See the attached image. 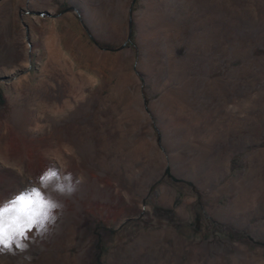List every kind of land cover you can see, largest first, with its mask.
Instances as JSON below:
<instances>
[{
	"label": "rangeland",
	"instance_id": "1",
	"mask_svg": "<svg viewBox=\"0 0 264 264\" xmlns=\"http://www.w3.org/2000/svg\"><path fill=\"white\" fill-rule=\"evenodd\" d=\"M35 87L44 105L84 95L79 150L44 164L28 148L11 191L0 176V264H264V0H0L8 158L21 129L48 139L58 124L47 106L8 110ZM49 164L118 196L122 216L72 193L18 234L29 204L11 202L43 193Z\"/></svg>",
	"mask_w": 264,
	"mask_h": 264
},
{
	"label": "bare ground",
	"instance_id": "2",
	"mask_svg": "<svg viewBox=\"0 0 264 264\" xmlns=\"http://www.w3.org/2000/svg\"><path fill=\"white\" fill-rule=\"evenodd\" d=\"M52 63H55L54 60H51L49 62V64L51 65ZM126 94L129 95V93ZM39 95L40 94L38 92V87L31 88V90H29L28 92H18L11 104V107L8 108V110H10L11 112L15 111L18 112V114L21 113L25 117L32 118L36 116L35 109L37 110L38 108L39 110L41 109V107L47 106L46 108L49 109L52 120L54 122H57L58 124L56 123L57 125H55L54 123V133L48 139H38L33 137L31 128H29L31 131L28 129H21L18 134L19 145L17 147L16 153L12 158H8L7 156H5L4 153L6 149L4 145L0 142V154L2 155V161L0 165V176L3 177V179L6 181L7 189L9 191H11L17 184L19 174L15 172V167L25 161L26 149L29 148L31 152L36 153L38 156L43 158L44 164L47 163L44 158L51 153L58 154L60 156L61 161L63 160V162L73 161L76 155H74L73 152L71 153V151L74 148L79 150L78 145L75 144L77 141V133L79 132L77 115L79 112L80 104L84 99V95L81 94V92L75 91L74 89H71V91L64 90L60 93H55L51 95V101L46 105L42 104ZM135 96V98H137L136 93ZM36 112L39 113L40 111ZM41 114H38L37 117L41 116ZM37 122H39V120H37ZM51 139L55 141V145L50 143ZM43 166L44 170L48 169V174H54L50 175L51 178H48L50 179V183L46 187L45 191L43 193H40V199L45 202V206H41V204L37 202V197L34 196L32 199L33 203L29 204V208L27 210H22L21 213H16V216L19 215L20 217L25 218V223L22 226L23 231L33 225L37 226L40 224L36 223L32 224L31 226H27L29 216H32L36 220H40L41 215L46 212L47 218L52 217V215L54 214V212H52V209L61 206L63 200L70 197L72 193L78 194V196L79 194L83 193H87V195L89 194L88 196H90L89 198L91 201L98 202V205L101 207V209L107 211L110 214L112 212H115L117 207L119 208L122 203L118 196L113 198V196L109 192L98 191L96 189L88 192L87 188L85 189L84 187H82V184L84 183L81 184L82 186H77L72 178L66 177L63 173H58L55 170V167L51 165L46 167L45 165ZM48 202L54 204L55 206L50 208L46 207V204ZM116 212L119 213L120 217L122 216V212L120 210H117ZM0 226L5 229V233H9L10 230L8 225L0 222ZM179 245V241H176V245L172 247L170 246L172 248L171 251L175 255L179 250ZM168 257L169 256H167V258Z\"/></svg>",
	"mask_w": 264,
	"mask_h": 264
},
{
	"label": "snow or ice",
	"instance_id": "3",
	"mask_svg": "<svg viewBox=\"0 0 264 264\" xmlns=\"http://www.w3.org/2000/svg\"><path fill=\"white\" fill-rule=\"evenodd\" d=\"M49 175H54V174H49ZM49 175H45L44 177H42V182H45L48 180L49 178ZM35 196L37 197V202L41 204V206H45V202L40 199L41 197V194L39 193V191L37 189H31L29 190V193L27 195L25 194H21L20 196L16 197L12 202L11 204L13 205H16V204H23V205H28V204H32L33 201L31 199L28 198V196ZM55 205L48 202L46 204V207H54ZM9 211V209L6 207L4 208L2 211H0V215H2L3 212H7ZM47 218V213H43L40 217V220H36L34 219L32 216H29L28 217V224L27 226H31L32 224H36V223H41L42 224V221L43 219ZM15 231L20 234V235H23V227L17 225ZM5 229L0 226V244H7L8 243V239H12V237H9L8 239H5Z\"/></svg>",
	"mask_w": 264,
	"mask_h": 264
},
{
	"label": "clouds",
	"instance_id": "4",
	"mask_svg": "<svg viewBox=\"0 0 264 264\" xmlns=\"http://www.w3.org/2000/svg\"><path fill=\"white\" fill-rule=\"evenodd\" d=\"M82 179V178H81ZM79 181H77L78 183ZM74 190V189H73ZM21 248H24L25 246L24 245H20ZM27 259H30V257H28Z\"/></svg>",
	"mask_w": 264,
	"mask_h": 264
}]
</instances>
